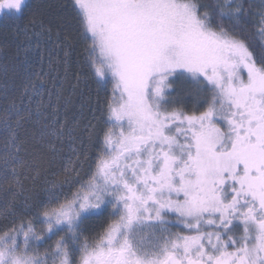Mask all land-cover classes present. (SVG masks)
<instances>
[{"label":"snow or ice","instance_id":"snow-or-ice-1","mask_svg":"<svg viewBox=\"0 0 264 264\" xmlns=\"http://www.w3.org/2000/svg\"><path fill=\"white\" fill-rule=\"evenodd\" d=\"M32 7L0 0V23ZM64 7L84 44L82 67L72 72L76 40L65 33L49 69L63 64L62 86L74 77L73 91L94 81L105 93L100 115L63 175L25 195L43 159L26 148L29 130L39 125L37 142L55 152L49 137L66 127L42 123L43 102L30 104L47 74L28 55L52 36L32 13L16 53L19 101L0 87V190L11 194L0 208V264H264V0Z\"/></svg>","mask_w":264,"mask_h":264},{"label":"trees","instance_id":"trees-1","mask_svg":"<svg viewBox=\"0 0 264 264\" xmlns=\"http://www.w3.org/2000/svg\"><path fill=\"white\" fill-rule=\"evenodd\" d=\"M33 6L34 13L38 20H42L44 24L52 27V36L49 39L46 35L40 37V49L33 53H29L28 61L32 67L43 71L47 75L44 76V84L39 88V92L33 95L30 101L31 107L36 108L38 104L43 102L44 117L42 123L49 125L52 128H58L60 125L56 121L66 124L62 139H56L54 136L49 137L51 143L55 145L56 151L52 152L49 149L48 143H38L39 125L34 129L29 130L27 137L26 148L28 152H38L42 156L41 171L39 176L32 180L31 178L24 180L25 195L30 192L42 193L46 181L56 179L63 175L64 167L68 164L69 159L73 157L71 149L80 148V140L83 139L87 143V136L84 131L85 127L90 123H98L95 117L100 115L98 97L103 98L104 92L98 91L94 81L83 80L78 88L73 91L71 84L75 82L74 77L71 82H65L62 86V77L64 74L63 64L59 65V74L56 70L49 69V55L51 54L53 62L56 59L57 53L60 58H63V48H57L56 44L63 40L65 33L75 38V48L72 54L71 70L75 73L82 67L83 41H79L76 32V22L72 13L64 7L68 0H28ZM254 2L258 5L257 0ZM32 13H26L23 19L8 22L7 27L0 23V66H7V74L0 71V87L7 84L8 95L12 98L20 99L21 84L24 79V56L21 54L18 58L16 53L23 43H26L25 31L31 35V26L29 20ZM63 24L62 27L60 25ZM59 27L60 36L57 38L56 32ZM39 31V28L36 29ZM23 42V43H22ZM33 46L36 44V38L33 36ZM41 54L43 60H41ZM80 59V63H78ZM39 83V82H38ZM187 88V85H182ZM111 85H109V88ZM61 92V97L58 99L57 93ZM51 93V95H49ZM25 105L29 104V98L24 97ZM2 103V102H0ZM57 109L55 112L53 109ZM92 109H95V115ZM99 126V125H98ZM33 132L35 138H33ZM71 133L72 139H69ZM4 149V138L0 135V152ZM93 154L95 148L92 149ZM11 194L0 190V208H2L6 200L10 199ZM174 231L176 229H173Z\"/></svg>","mask_w":264,"mask_h":264},{"label":"rangeland","instance_id":"rangeland-1","mask_svg":"<svg viewBox=\"0 0 264 264\" xmlns=\"http://www.w3.org/2000/svg\"><path fill=\"white\" fill-rule=\"evenodd\" d=\"M256 1V0H255ZM257 2H259V0H257ZM183 87V86H182ZM187 87H190L189 85H187Z\"/></svg>","mask_w":264,"mask_h":264}]
</instances>
